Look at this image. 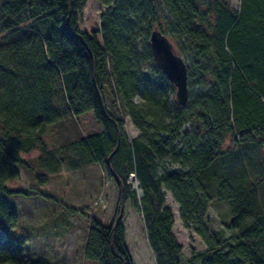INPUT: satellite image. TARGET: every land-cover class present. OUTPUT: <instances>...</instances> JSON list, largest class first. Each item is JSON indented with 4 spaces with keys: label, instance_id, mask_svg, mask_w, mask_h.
<instances>
[{
    "label": "trees",
    "instance_id": "16d2710c",
    "mask_svg": "<svg viewBox=\"0 0 264 264\" xmlns=\"http://www.w3.org/2000/svg\"><path fill=\"white\" fill-rule=\"evenodd\" d=\"M87 1L0 0V264H54L24 253L6 199L14 194L7 183L30 166L21 155L32 151L38 184L63 165H98L117 188L116 214L121 201L140 214L156 264L182 258L164 191L205 245L199 264H264V0L237 8L227 0H97L105 7L98 27L81 32ZM154 28L186 59L184 105L169 100L173 85L148 42L139 48ZM88 112L101 129L48 148L51 126ZM123 116L138 131L131 139ZM212 201L231 216L220 231L207 225ZM120 218H89L86 261L133 264Z\"/></svg>",
    "mask_w": 264,
    "mask_h": 264
},
{
    "label": "rangeland",
    "instance_id": "374dc122",
    "mask_svg": "<svg viewBox=\"0 0 264 264\" xmlns=\"http://www.w3.org/2000/svg\"><path fill=\"white\" fill-rule=\"evenodd\" d=\"M227 2L233 8L239 5V0ZM155 8L157 12L160 10L164 16L166 15L162 7ZM104 10L105 7L99 1L88 0L80 14L79 30L91 32L97 29ZM140 40L139 48L143 49L147 42L149 46V40ZM183 59L186 61L185 57ZM143 67L151 75L148 68L145 65ZM172 93V97L169 96L170 101L175 100L174 85ZM106 104H109L108 99ZM123 124L124 132L129 139L138 134L127 116H123ZM99 129L100 124L89 112L75 117L67 116L47 130L45 141L49 149L61 148L82 135L91 134ZM254 152L253 149H248V155L256 154L260 161V152ZM37 155V151L22 154L21 157L29 160L30 166L27 169L20 167L19 177L6 185L8 190L14 192L6 195V199L16 207L14 235L23 239L24 253L31 258L44 256L54 264H94L83 257L88 220L92 216L103 225H110L116 217L118 218L116 208L119 201L115 184L95 164L77 169H67L63 165L61 171L49 176L48 182L38 184L35 179V172L39 170L35 161ZM129 183L136 191L137 197L141 195L133 175L129 176ZM44 194L50 195L51 198H44ZM164 196L163 206L169 207L174 217L173 234L182 246L181 264H199L195 256L204 251L203 241L191 228L182 226L178 216V205L171 194L164 191ZM71 209L77 213H71ZM207 216L208 228L215 231H220L222 225L231 217L226 203L214 201L208 207ZM120 217L125 229L126 247L133 264H156L140 214L126 202L123 204ZM230 233L232 232L225 234Z\"/></svg>",
    "mask_w": 264,
    "mask_h": 264
},
{
    "label": "water",
    "instance_id": "95a60500",
    "mask_svg": "<svg viewBox=\"0 0 264 264\" xmlns=\"http://www.w3.org/2000/svg\"><path fill=\"white\" fill-rule=\"evenodd\" d=\"M149 47L154 64L165 78L175 87V101L184 105L187 101V64L174 50L168 37L160 30L153 29L149 34ZM123 202H120L118 218L122 213Z\"/></svg>",
    "mask_w": 264,
    "mask_h": 264
}]
</instances>
